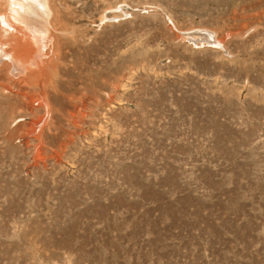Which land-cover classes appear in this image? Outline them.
<instances>
[{
    "label": "rangeland",
    "instance_id": "1",
    "mask_svg": "<svg viewBox=\"0 0 264 264\" xmlns=\"http://www.w3.org/2000/svg\"><path fill=\"white\" fill-rule=\"evenodd\" d=\"M0 1V264H264V0Z\"/></svg>",
    "mask_w": 264,
    "mask_h": 264
},
{
    "label": "bare ground",
    "instance_id": "2",
    "mask_svg": "<svg viewBox=\"0 0 264 264\" xmlns=\"http://www.w3.org/2000/svg\"><path fill=\"white\" fill-rule=\"evenodd\" d=\"M1 2V1H0ZM5 2V1H4ZM7 4V3H6ZM1 6V5H0ZM4 6V5H3ZM7 5H5L6 7ZM8 13H10V16H16V18L18 20L22 21V18H25V16H23L24 14H28L26 16V19L29 21V23H33L34 27H36V29L38 31H44V33L47 32V27H45L46 25L50 24L51 22H48L49 19V14L51 13V8H49L50 6H48L47 3H44V0H11L10 2V6L8 5ZM6 7V8H7ZM4 9V8H3ZM2 9V10H3ZM51 9V10H50ZM5 10V9H4ZM34 11V13H33ZM32 12V13H31ZM7 13V11L5 12ZM7 13V14H8ZM6 14V15H7ZM5 15V14H4ZM3 15V16H4ZM8 18V16H7ZM8 21H10V19H7ZM12 20V19H11ZM6 21V20H5ZM24 21V20H23ZM26 22V21H25ZM7 23V22H6ZM11 23V22H8ZM20 23V22H19ZM4 24V23H3ZM0 22V25H3ZM29 24H27L28 26ZM32 25V24H31ZM9 26H11V24H9ZM13 26V25H12ZM11 26V27H12ZM14 26L17 29L21 28L17 23H14ZM27 26L25 28H27ZM6 28V26H5ZM29 28V27H28ZM52 31V30H51ZM7 32V31H6ZM25 33V32H24ZM3 34V33H2ZM41 34V33H40ZM50 34V33H49ZM9 35V34H8ZM19 35V34H18ZM188 39L192 40H196V37H190L189 33L187 34ZM2 36V35H1ZM5 36V35H4ZM4 36L2 38H4ZM11 36V35H10ZM9 36V37H10ZM47 37V34H46ZM213 39V43L216 42L215 38L213 36H211ZM1 38V37H0ZM205 39H207L206 37H204ZM9 39V38H8ZM12 39V38H11ZM21 39V38H20ZM33 39L35 40V38H32L30 35L28 34H24L23 38H22V43L20 45H16L15 47H12V50L10 52H8V56L5 54L6 50L1 48L0 49V60L5 58H8V60H11V63H30L33 64V66L35 67V64L38 65V62L36 61L35 58V54H37L40 50H38V52H36L37 50H35V47L32 46V41ZM38 39V38H37ZM200 39V38H199ZM203 39V37H202ZM17 40V39H16ZM15 41V40H14ZM12 40V42H14ZM9 42V41H8ZM16 42V41H15ZM18 43V42H17ZM18 43V44H19ZM209 43V41H208ZM218 43V42H217ZM4 46V45H3ZM6 46V45H5ZM44 46V45H42ZM40 47V46H39ZM40 49V48H39ZM44 52V51H43ZM42 52V53H43ZM41 53V52H40ZM41 57V56H40ZM40 59V58H39ZM38 60V59H37ZM15 61V62H14ZM40 61V60H39ZM42 64V63H41ZM36 65V66H37ZM18 66V64H17ZM20 66V65H19ZM31 66V65H30ZM41 66V65H39ZM22 67V65H21ZM29 67V66H28ZM26 67V68H28ZM33 68V67H31ZM16 71L18 70L17 74L20 73L19 71H23L22 69L20 70L19 68H15ZM29 70V69H28ZM37 70V69H36ZM27 71V69H26ZM35 71V70H34ZM31 74V73H30ZM41 79V77H40ZM42 80V79H41ZM44 80V79H43ZM42 80V81H43ZM43 97V101L45 96L42 95ZM41 104V103H40Z\"/></svg>",
    "mask_w": 264,
    "mask_h": 264
}]
</instances>
